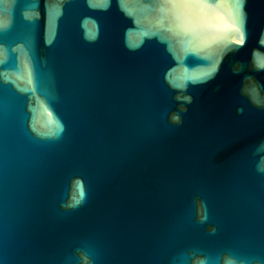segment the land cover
Segmentation results:
<instances>
[{"label": "water", "instance_id": "obj_1", "mask_svg": "<svg viewBox=\"0 0 264 264\" xmlns=\"http://www.w3.org/2000/svg\"><path fill=\"white\" fill-rule=\"evenodd\" d=\"M264 264V0H0V264Z\"/></svg>", "mask_w": 264, "mask_h": 264}, {"label": "snow or ice", "instance_id": "obj_2", "mask_svg": "<svg viewBox=\"0 0 264 264\" xmlns=\"http://www.w3.org/2000/svg\"><path fill=\"white\" fill-rule=\"evenodd\" d=\"M197 264H198V262H197Z\"/></svg>", "mask_w": 264, "mask_h": 264}]
</instances>
